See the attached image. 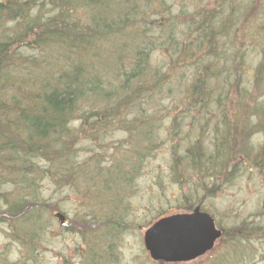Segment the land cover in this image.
I'll return each mask as SVG.
<instances>
[{
    "label": "rangeland",
    "instance_id": "obj_1",
    "mask_svg": "<svg viewBox=\"0 0 264 264\" xmlns=\"http://www.w3.org/2000/svg\"><path fill=\"white\" fill-rule=\"evenodd\" d=\"M165 1L172 7V13L177 12V17L173 25L170 17L164 26L173 30L178 25L180 31L171 32L182 42L187 39L194 42L195 37L205 35L204 25L194 26L195 32L185 34L192 19L199 18L198 12L212 8L216 12L221 6L224 11L229 8L228 3H219L222 0ZM231 1L236 12H246V20L252 19L251 24L239 25L236 34H243L237 36L239 39L231 42L228 38L232 36L228 34L220 42L218 60L210 61L216 64L197 68L199 76L218 79L216 89L228 91L219 100L220 104H212V99V106L207 108L211 115L193 110L198 121L179 117L189 113L183 98L197 71L181 67L176 60L169 68L166 52L151 49L155 41L152 44L144 41V38L152 39L149 37L156 31L157 18L148 16V21L153 20L148 30L142 29L148 21L140 28L138 19L127 28L122 26L124 30L129 29L125 33L128 37L120 34L111 42L98 39L97 49L105 60L102 65L105 70L97 71L100 70L98 82L108 87L109 81H122L132 56L129 57L127 50L121 56L115 55L121 41L133 50L146 51L149 64L130 86L133 88L141 81L149 96L140 106L139 98L130 99V105L110 123L103 120L93 123L91 117L74 122L70 127L75 142L71 151L82 169L75 174V185L66 182L56 161L50 162L45 157L34 158L35 162L29 157L28 163L33 169L19 174L14 185L3 184L0 188V264H157L144 248V229L160 214L182 212V206L200 199L201 207L216 219L223 235L205 256L173 264H264V163L260 162L264 157V0ZM42 7V14L49 12L46 3ZM207 49L210 52L205 51L206 55L213 48ZM49 59L50 64L45 65L52 73H57L64 65L60 63L65 62L59 53H52ZM71 67L66 65L68 70ZM143 92L140 96L146 97ZM212 94L219 95L215 91ZM92 105L98 104L93 101ZM92 109L84 114L89 115ZM199 121L203 123L198 126ZM221 121L230 125L227 132L232 137L231 159L235 155L238 159L229 161L215 184L207 169L199 172L198 168H188L185 173L177 158L179 148L180 154H185L187 142L181 136L186 131L187 137L191 136L209 153L213 144L207 140L215 135L213 130L219 133L216 136L224 133ZM172 122L181 123L183 128L170 139L167 129L173 128ZM153 129L159 142L149 136ZM244 150L260 165L240 156ZM21 198L29 209L19 203ZM34 202L39 208L28 205ZM241 225L244 232L238 231ZM248 225L259 227L258 234L252 235ZM89 241L91 245L87 249L85 243Z\"/></svg>",
    "mask_w": 264,
    "mask_h": 264
},
{
    "label": "trees",
    "instance_id": "obj_2",
    "mask_svg": "<svg viewBox=\"0 0 264 264\" xmlns=\"http://www.w3.org/2000/svg\"><path fill=\"white\" fill-rule=\"evenodd\" d=\"M45 3L49 6V10H46L49 12L42 14L41 9ZM219 3H228V10L224 11L226 9L221 6L216 12L213 8L198 12L196 15L199 18L192 19L185 32L190 35L195 32L194 26L204 25L205 35L197 39L195 37L194 42L190 39L182 42L172 33L174 30L177 33L180 31L178 25L173 30L164 26L168 18H172L170 22L173 25L177 17V12L172 13V7L168 6L165 0H0V188L7 182L14 185L20 178L19 174L28 173L33 169V165L28 163L29 157L31 162L34 158L45 157L50 159V162L53 159L58 163V170L66 182L71 186L75 185L73 180L77 181L76 175L82 169L71 151L75 142L71 138L74 133L70 127L74 122H80V119L86 121L91 117L93 123L102 120L110 123L114 117L119 118L117 115L123 108L130 105V99L139 98L141 102L137 104L140 106L149 96L141 81L133 88L130 86L149 64L146 51L133 50V47L129 48L121 41L114 54L118 57L127 50L129 57L132 56V63L125 67L127 71L123 73L122 81H109L108 87L98 82L100 70H105L102 67L105 60L101 59V51L97 49L98 39L111 42L120 34L128 37L125 33L129 29L124 30L122 26L127 28L139 19L141 28L143 22L148 21L149 15L157 18L154 26L156 31L149 37L152 39L144 38V41L151 44L155 41L151 49L166 52L165 61L170 62L169 68L176 60L180 62L181 67L197 71L193 74L194 82L188 87V93L183 98L186 101L182 100L189 113H183L179 116L180 119L189 117L198 121L193 110L203 115H211L212 112L207 111V108L212 106V99V104H220L219 100H223L228 91L216 89L218 79H207L204 74L199 76L197 68H205L210 63H215L210 61L218 60L220 42H223L228 34L232 36L228 38L232 39L231 42L239 39V36L242 37V33L236 34L239 25L248 27L252 20H246L244 10L238 9L240 13L236 12L231 0H222V3ZM70 18L75 20V23ZM152 23L153 20L148 21L147 26L144 25L142 29H150ZM78 47L80 48L76 51ZM192 47L198 52H193L196 49ZM207 48H213L212 54H205ZM52 53H59L65 59V62L60 63L64 65L59 67L57 73H52L45 65L50 64L49 56ZM66 65L72 66L70 70ZM142 91L146 97L140 96ZM214 91L219 95H213ZM93 101L98 105L93 106ZM90 107L95 109L90 110L89 115L84 114ZM222 113L220 111L219 115L222 116ZM202 123L199 121L198 126ZM171 124L173 128L167 129V134L173 139L175 133L178 130L180 133L183 127L181 123ZM221 124L225 127L224 130L222 128L223 135L216 136L219 133L214 129L212 134L215 135L211 140H207L213 144L209 153L200 148L202 144L191 136L187 137V131L184 132L185 136H181L186 140L187 146L183 156L179 148L177 159L185 173L188 168H198L199 172L207 169L208 176H213L216 184L217 178L223 175L229 161L238 159L236 155L231 159L232 137L227 132L230 125L227 121H221ZM149 134L152 141L159 142L154 129ZM205 135L207 136V133ZM248 155L244 150L240 156H245L246 160L253 162ZM261 159L260 162L264 163V157ZM209 179L211 181L212 178ZM209 189L212 191L211 187ZM22 200L23 198L19 203L29 209ZM28 205L39 208L35 202L34 205ZM248 227L251 228L252 235L260 231L259 227ZM238 231L244 232V226L241 225ZM90 245V241L85 243L87 249H90ZM32 253L31 251L30 254Z\"/></svg>",
    "mask_w": 264,
    "mask_h": 264
},
{
    "label": "water",
    "instance_id": "obj_3",
    "mask_svg": "<svg viewBox=\"0 0 264 264\" xmlns=\"http://www.w3.org/2000/svg\"><path fill=\"white\" fill-rule=\"evenodd\" d=\"M143 233L145 249L150 258L158 263L193 260L211 250L215 240L221 236L214 219L198 207L191 214L162 217Z\"/></svg>",
    "mask_w": 264,
    "mask_h": 264
},
{
    "label": "flooded vegetation",
    "instance_id": "obj_4",
    "mask_svg": "<svg viewBox=\"0 0 264 264\" xmlns=\"http://www.w3.org/2000/svg\"><path fill=\"white\" fill-rule=\"evenodd\" d=\"M199 204V206L201 207L202 206V203H201V201L198 203ZM193 206V205H192ZM194 207V206H193ZM193 207H189V206H187L186 208H184V210L186 211V212H192V210H193ZM204 208V207H203Z\"/></svg>",
    "mask_w": 264,
    "mask_h": 264
}]
</instances>
